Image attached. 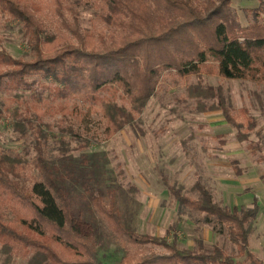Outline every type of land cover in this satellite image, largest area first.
<instances>
[{
	"label": "trees",
	"instance_id": "trees-1",
	"mask_svg": "<svg viewBox=\"0 0 264 264\" xmlns=\"http://www.w3.org/2000/svg\"><path fill=\"white\" fill-rule=\"evenodd\" d=\"M233 1L0 0V11L22 24L33 54L27 60L0 47V96L10 94L20 101L24 92L40 87L53 99L65 101L52 108L62 113V122L69 121L73 134L74 118L89 125L91 116L100 113L104 133L110 138L135 124L165 71H175L181 77L198 74L210 57L218 62L219 74L229 79L255 77L260 73L256 62L264 70L260 11L254 9L253 21L241 26ZM80 8L94 9L92 24L85 28L80 24ZM108 88L111 94H102ZM195 89L207 98H216L210 108L222 111L237 128L240 140H249L256 122L246 111L244 120L237 122L214 87ZM120 91L132 108L114 100ZM71 99L87 107L81 109L76 102L71 109L66 104ZM23 104V110H14V128L20 137L33 138L38 156L31 165L20 153L0 151L2 250L14 258L30 256L29 264H100L92 241L75 228L68 192L52 176L44 158L47 135L43 125L49 109L26 101ZM1 106L0 126L5 111ZM34 166L36 173H32ZM84 182L94 209L127 249L119 264H262L249 243L251 221L260 211L257 197L252 208L230 209L214 202L211 192L200 183L196 184L199 198L172 188L181 205L205 213L208 222L216 220L227 228L239 253L249 260L245 262L219 247L205 253L137 233L123 223L114 193L107 201L102 190L86 178ZM3 207L11 209L12 221L4 219ZM150 244L163 246L166 252L157 253Z\"/></svg>",
	"mask_w": 264,
	"mask_h": 264
},
{
	"label": "rangeland",
	"instance_id": "rangeland-1",
	"mask_svg": "<svg viewBox=\"0 0 264 264\" xmlns=\"http://www.w3.org/2000/svg\"><path fill=\"white\" fill-rule=\"evenodd\" d=\"M196 2L200 4L202 0ZM232 5L241 26L253 21V10L257 8L264 23V0H234ZM80 9L81 26H90L94 9ZM0 47L15 57L33 58L22 24L1 11ZM255 66L260 67L258 75L236 79L220 75L213 57L198 74L181 77L175 71H165L145 110L137 114L135 124L110 138L104 133L100 113L91 116L89 125L74 118L73 134L69 121L62 122V113L52 108L65 101L53 99L40 87L24 92L20 101L2 94L0 103L5 111L0 151L20 153L34 165L38 156L34 140L16 132L14 110H23L25 101L49 109L43 125L47 135L44 158L52 176L68 192L75 228L92 241L100 264H119L127 249L94 209L85 178L103 191L107 201L114 193L115 207L123 223L133 231L205 253L219 247L235 260L245 262L249 260L239 253L227 228L216 220L208 222L205 213L181 205L172 188L199 198L196 184L200 183L211 192L214 202L230 209L252 208L257 197L260 211L251 221L249 243L264 264V70L259 62ZM209 86L222 95L225 107L237 122L244 120L245 111L255 120L256 129L249 133V140H240L237 128L222 111L210 108L216 98H207L195 89ZM102 94H111V89ZM114 100L132 108L121 91ZM68 101L70 106L77 102L81 109L87 107L77 99ZM36 172L34 166L32 173ZM1 211L6 221L13 220L11 209L3 207ZM149 247L157 253L166 252L160 245ZM2 249L0 245V264H29L30 256L19 254L14 258Z\"/></svg>",
	"mask_w": 264,
	"mask_h": 264
},
{
	"label": "crops",
	"instance_id": "crops-1",
	"mask_svg": "<svg viewBox=\"0 0 264 264\" xmlns=\"http://www.w3.org/2000/svg\"><path fill=\"white\" fill-rule=\"evenodd\" d=\"M258 199V198H257ZM258 204H259V202H258ZM260 205V204H259ZM253 252V251H252Z\"/></svg>",
	"mask_w": 264,
	"mask_h": 264
}]
</instances>
